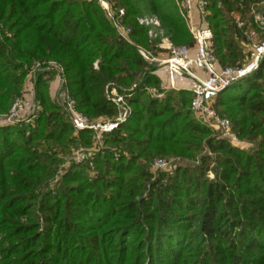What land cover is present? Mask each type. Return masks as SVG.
Here are the masks:
<instances>
[{
	"label": "trees",
	"instance_id": "obj_1",
	"mask_svg": "<svg viewBox=\"0 0 264 264\" xmlns=\"http://www.w3.org/2000/svg\"><path fill=\"white\" fill-rule=\"evenodd\" d=\"M106 1L117 17L123 11L127 39L95 0H0V120L33 71L38 109L32 123H0V264H264V59L215 104L239 138L256 143L247 152L194 118L191 91L160 90L139 53L162 52V37L194 47L180 0ZM203 1L220 65L242 67L245 31H264L253 14L264 15V0ZM237 13L248 21L243 29ZM151 18L154 39L140 23ZM54 68L83 116L115 119L107 87L130 113L52 193L44 187L63 161L57 154L92 142L52 99ZM170 158L198 164L150 171Z\"/></svg>",
	"mask_w": 264,
	"mask_h": 264
},
{
	"label": "built area",
	"instance_id": "obj_2",
	"mask_svg": "<svg viewBox=\"0 0 264 264\" xmlns=\"http://www.w3.org/2000/svg\"><path fill=\"white\" fill-rule=\"evenodd\" d=\"M104 9L107 18L112 26L117 30L118 34L127 39L128 31L119 23V17L123 15L120 11L117 17L109 3L104 0H96ZM196 8L199 12V22L193 24L190 12L193 8V0H180L179 5L182 8V16L184 17L189 31L194 39L193 48L188 46H166L163 58L154 56L151 52H147L139 48V53L144 61L150 65L163 67L167 72V80L169 86L160 85V90L180 88L175 85L177 77L187 76L193 83L189 90L192 92V100L190 109L195 118L201 124L219 130L224 136L229 138L233 145L239 144L238 136L232 132V123L229 119L222 117L216 110L215 104L220 93L229 88L232 84L240 79L257 71L264 59V40L255 41L250 44L246 63L242 67H222L215 53V43L213 31L207 20L206 3L203 0H196ZM141 24L145 26H159L155 19H142ZM238 27H242L238 23ZM151 32H149L150 35ZM255 32L251 33V37L255 36ZM151 36V35H150ZM191 51L193 53L191 54ZM111 96H110V95ZM153 97L161 98L162 94L157 93L155 89L150 90ZM107 99L110 100L118 110V115L114 120L107 123L91 122L87 118L77 113L73 108V102L68 104V111L71 114V124L75 132L89 130L92 132L91 139L93 141L95 152H99L102 148L103 137L105 133L114 130L120 123L124 122L130 110L126 105L125 99L118 94L114 88L106 90ZM114 96V97H113ZM24 106L23 101L18 98L14 101L8 116L4 119L7 124H15L23 122ZM94 156H91V158ZM84 161V156L80 153L74 155L73 163L80 165ZM168 168L166 161H154L151 165L153 171H164Z\"/></svg>",
	"mask_w": 264,
	"mask_h": 264
},
{
	"label": "rangeland",
	"instance_id": "obj_3",
	"mask_svg": "<svg viewBox=\"0 0 264 264\" xmlns=\"http://www.w3.org/2000/svg\"><path fill=\"white\" fill-rule=\"evenodd\" d=\"M90 1V0H88ZM96 1V0H95ZM106 1V0H104ZM97 4L102 8V6L98 3V1H96ZM107 2V1H106ZM108 3V2H107ZM103 9V8H102ZM113 10V9H112ZM253 14H255V18H256V22L259 23V25L264 29V15L262 14H258L256 13L255 11H253ZM245 15V14H244ZM152 19H155V18H152ZM235 19L237 21V24L238 23H241L242 24V27H240L241 29H243L245 26H246V23L248 22L247 20H243L242 21V15L241 14H235ZM157 20V19H155ZM158 21V20H157ZM246 22V23H245ZM159 24V22H158ZM149 27V26H147ZM159 27V26H158ZM188 27V26H187ZM157 29V26H152V28L148 31V35H149V32L150 35L149 37L150 38H156L157 37V33H156V30ZM189 29V28H188ZM255 32V36L252 38L251 37V33ZM264 31H261V32H258L256 29L252 28L250 25L249 27L247 28V30L245 31V34L247 35L249 41H250V44L257 41H261V38L263 37V34ZM264 40V39H263ZM165 44L166 46L170 45L171 43L169 42V40L167 38H164L162 37L161 38V41H160V44L158 45L159 49L162 50V52H159L157 53V55H154V56H157L159 57L160 54H165L166 51L164 50L165 48ZM250 44H248L246 47H245V53L248 55V52H249V48H250ZM181 46H186V45H181ZM167 48V47H166ZM142 49V48H141ZM145 51H147L146 49H143ZM147 52H150V51H147ZM247 60V59H245ZM147 63V62H146ZM148 64V63H147ZM150 65V64H148ZM55 65L53 63H50L49 66L46 68V69H50V68H53ZM154 68L153 69L154 71L157 72V70H160V69H163L164 72H165V76L166 78L163 79L166 81L165 85L169 86V82L167 80V72L166 70L163 68V67H158L156 65H154ZM39 68L37 67L35 70H38ZM56 70V74L54 75L53 79H52V93H51V96H52V99L54 100V102L63 110V112H65L67 115H68V118H69V121L71 123V114L70 112L68 111V104L70 102H73L71 100V98H68L66 96V94L62 91V84H63V80H62V76L60 75V70H58L57 68H54ZM34 74H35V71L29 73L27 75V78L23 84V88H22V92H21V96L19 97L22 101H23V106H24V114H23V122H26V123H32L33 122V119H32V116L37 112V107L34 103V85H33V81H34ZM160 78V77H159ZM163 80H161V84H164ZM190 81V84L191 86L193 85L192 81L187 77V76H182V77H177V79L175 80V85L178 86L177 84V81ZM160 84V85H161ZM190 86V87H191ZM189 87V86H188ZM157 93H159L157 90H156ZM110 95V94H109ZM111 96V95H110ZM114 97V96H113ZM18 99V98H17ZM160 99V98H158ZM127 105V104H126ZM129 109L130 107L127 106ZM73 108L74 110L79 113L80 115H82L80 112H78L76 109H75V105H74V102H73ZM11 109V108H10ZM9 109V111H10ZM116 117L118 115V110L116 109ZM9 114V113H8ZM8 116V115H7ZM6 116V117H7ZM83 116V115H82ZM194 116V114H193ZM85 118H87L89 121L91 122H98V123H107L113 119H105V118H99V119H96V120H91L89 119L87 116H83ZM115 117V118H116ZM195 118V116H194ZM196 119V118H195ZM228 119V118H227ZM197 120V119H196ZM230 120V119H229ZM198 122H200L199 120H197ZM4 123V119L3 120H0V123ZM72 125V124H71ZM205 126V125H204ZM207 127V126H206ZM73 128V127H72ZM215 137L217 138V140H226L228 141L232 146L234 147H237L241 150H245L247 152H251V150H253L255 147H256V143H253L249 140H243L241 138H239V136L237 135V133L233 130V127H232V132L235 133L238 138H239V144L237 145H233L230 141H229V138L227 136H224L223 133L219 130H215L213 128H210ZM103 137V143H104V134L102 135ZM92 141V139H91ZM102 147H103V144H102ZM102 149V148H101ZM96 149H94V146H93V141L91 142V146L89 147H83V146H79V147H72L70 148L69 150V153L67 152L66 154H62V153H58L57 156L60 157L63 161L62 163H60L55 171V174L53 175V177L48 181L47 185L44 187V189L46 191H51L52 193L55 192L56 188H57V183L58 181L60 180L61 176L67 172V170L72 166V165H75L73 163V159H74V155L76 153H80L81 155L84 156V161L81 163V164H87V162L91 159V156H95L97 154V152H95ZM100 152V151H99ZM98 152V153H99ZM93 158V157H92ZM154 161H166L168 163V168L164 171H153L151 169V165L153 164ZM152 163H150V166H149V169L152 173H156V172H167V173H171L173 172V170L175 169L176 166H184V165H197L198 163L197 162H194L192 160H188V159H175V158H170V159H155ZM90 172L89 174L91 176H93L95 174V171L93 169V165L90 164ZM209 177L213 178V174L211 173L209 175Z\"/></svg>",
	"mask_w": 264,
	"mask_h": 264
},
{
	"label": "crops",
	"instance_id": "obj_4",
	"mask_svg": "<svg viewBox=\"0 0 264 264\" xmlns=\"http://www.w3.org/2000/svg\"><path fill=\"white\" fill-rule=\"evenodd\" d=\"M196 0H193V8L190 12V16H191V21L193 24H197L199 22V12H198V9L196 8ZM165 47H166V44H165ZM193 53V51H191V54ZM165 54H160L159 57L163 58ZM156 74L160 77L161 80L165 79L166 76H165V72L163 69H160V70H157ZM164 84L166 83L165 80H163ZM52 81H51V84H50V93H52L51 89H52ZM177 84H178V87L180 89H187V88H190L191 84H190V81H177ZM189 86V87H188Z\"/></svg>",
	"mask_w": 264,
	"mask_h": 264
},
{
	"label": "water",
	"instance_id": "obj_5",
	"mask_svg": "<svg viewBox=\"0 0 264 264\" xmlns=\"http://www.w3.org/2000/svg\"><path fill=\"white\" fill-rule=\"evenodd\" d=\"M155 69V68H154Z\"/></svg>",
	"mask_w": 264,
	"mask_h": 264
}]
</instances>
